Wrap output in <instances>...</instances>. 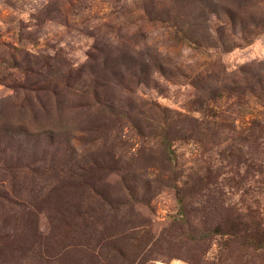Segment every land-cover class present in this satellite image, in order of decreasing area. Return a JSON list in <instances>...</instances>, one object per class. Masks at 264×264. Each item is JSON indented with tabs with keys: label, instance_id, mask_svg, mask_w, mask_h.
I'll list each match as a JSON object with an SVG mask.
<instances>
[{
	"label": "rangeland",
	"instance_id": "374dc122",
	"mask_svg": "<svg viewBox=\"0 0 264 264\" xmlns=\"http://www.w3.org/2000/svg\"><path fill=\"white\" fill-rule=\"evenodd\" d=\"M0 264H264V0H0Z\"/></svg>",
	"mask_w": 264,
	"mask_h": 264
}]
</instances>
